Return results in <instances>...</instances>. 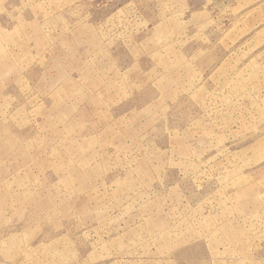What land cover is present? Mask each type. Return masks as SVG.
Returning a JSON list of instances; mask_svg holds the SVG:
<instances>
[{
  "label": "rangeland",
  "instance_id": "374dc122",
  "mask_svg": "<svg viewBox=\"0 0 264 264\" xmlns=\"http://www.w3.org/2000/svg\"><path fill=\"white\" fill-rule=\"evenodd\" d=\"M0 264H264V0H0Z\"/></svg>",
  "mask_w": 264,
  "mask_h": 264
}]
</instances>
